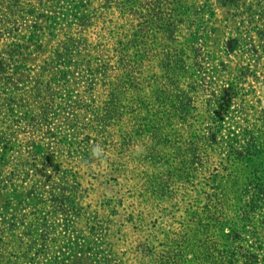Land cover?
I'll return each mask as SVG.
<instances>
[{"label": "rangeland", "instance_id": "rangeland-1", "mask_svg": "<svg viewBox=\"0 0 264 264\" xmlns=\"http://www.w3.org/2000/svg\"><path fill=\"white\" fill-rule=\"evenodd\" d=\"M161 2L0 0V264H154L192 241L206 250L196 222L213 193L232 215L254 189L229 155L249 126L264 164V0ZM79 54L106 63L97 85ZM65 71L68 89L52 82ZM204 126L216 143L195 175L176 140ZM259 187L244 237L264 264Z\"/></svg>", "mask_w": 264, "mask_h": 264}, {"label": "trees", "instance_id": "trees-1", "mask_svg": "<svg viewBox=\"0 0 264 264\" xmlns=\"http://www.w3.org/2000/svg\"><path fill=\"white\" fill-rule=\"evenodd\" d=\"M177 2L178 0H175V3ZM161 6L163 8V12H166L169 8L168 0H162ZM71 18L73 19L72 21L75 22L68 23L70 29L72 26L76 25L79 20L76 14L71 16ZM166 24L167 27L170 26V20L166 21ZM97 53L99 56L100 52ZM78 59L79 60L76 62L75 66L80 68L81 66L83 67L87 65L88 72L92 76L87 82L88 86H94L99 83L96 82L97 75L102 76L104 79L106 75H103L101 71L106 73L107 69L106 63H102L101 59L94 61L91 58H86L83 54H79ZM44 65L46 67H44V69L46 70L53 69V66H56L54 60H49L45 62ZM92 70H94V73ZM62 74V77H54L52 82L54 84L57 83L56 85L64 87V89H68L70 88V79L68 78L66 71L64 73L62 72ZM182 85H184V83L179 84L178 87L181 88ZM106 86L108 90V84ZM180 91L183 92V89L181 88ZM181 92H178L177 101L175 102V117L181 114L184 109H182L181 106L183 103L181 102L183 95ZM110 111L111 109L109 110V108L102 105L99 106L97 110V115L100 117L99 122L103 126L105 125L102 122L108 119ZM71 122L73 123V120L69 121L70 124ZM248 127L245 128L246 134L243 138L237 140L236 136V138L232 139V142L230 143L232 150L229 155L234 160L243 161L250 167L249 172L253 177L252 184L255 186L253 187L254 189H252L251 193L245 196L244 204L237 207L235 212L230 215L231 212L228 209L229 198L226 194L214 192L213 198L209 201L208 216L205 221L203 222L198 220L196 222V231L202 233L208 232V246L206 250L201 249L198 245H196V242L193 243L192 241L188 252L179 248L175 250L174 256H168L166 258L161 256L154 260V264H259V262H261L259 256L253 250V246H249V244L245 242L244 237L248 231L247 228L250 225V219L252 217L251 214L254 212L255 206L260 201L256 200L257 195L259 196L262 193L261 187L259 186H261V183L264 182V164L257 155V153H260L256 151L257 144L253 140L246 138V136L252 137V135L255 134V130H252V128L248 129ZM211 129L212 128L206 126L202 128H194L192 134L195 136L193 138L188 137L187 141L182 139L176 140L177 146L175 149L180 152L181 158L188 156L189 154L192 155V158H194L192 171L195 172V175H198V170L202 167L199 155L200 152L206 151L207 144L210 149H212L216 143L215 134L211 132ZM245 129L243 131H245ZM219 202L225 203L226 208H221V204H219ZM111 256H113V254L110 252V257Z\"/></svg>", "mask_w": 264, "mask_h": 264}]
</instances>
